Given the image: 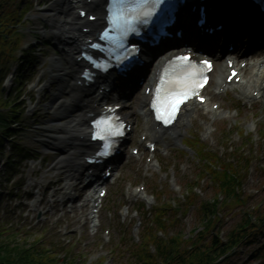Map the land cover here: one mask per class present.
<instances>
[{
	"label": "rangeland",
	"instance_id": "374dc122",
	"mask_svg": "<svg viewBox=\"0 0 264 264\" xmlns=\"http://www.w3.org/2000/svg\"><path fill=\"white\" fill-rule=\"evenodd\" d=\"M58 1H9L13 4L12 10H20L19 14H23L21 23L14 26L19 27V32L23 36L19 32L15 36V42H18L14 48L15 58L4 59L6 60L4 73L10 76L3 83L1 91L4 98L10 96V101L16 102L21 112L18 122L23 131L20 130L16 140L27 148L35 149L42 159L37 162H26L22 169L23 175H19L18 172H14L15 174L7 172L6 162L13 156V152L10 141L6 142L5 150L0 154V230L5 235L7 233L17 235V238L23 240L19 243L21 245H25L26 241L35 243L41 240L42 244L38 248L42 252L51 248L56 260L78 259V264H102V259L105 258V264H128L135 260L130 253L119 252L120 244L129 239L137 243L133 237L138 225V232H143L142 215L149 213L159 204L157 198L159 193L155 191L156 189L163 191L165 195L163 203L167 204L162 209L169 211L166 215L168 217L166 225L155 229L154 233L158 234L162 229L164 235L162 233L159 235L167 242L180 235L173 244L167 245V249L170 251L174 248L182 254L187 250L192 251L195 241L202 236L210 240L217 235L222 243H226L227 233L240 224L244 211L261 205L264 212L263 99L248 102L235 90L219 95L215 86L210 88L208 93L213 96V100H219L223 104L226 116L214 117L209 104L192 115L190 124L186 125L178 140L181 143L187 140L189 135L195 134L209 149L218 152L221 161H214L209 165L229 168V164H232L238 168L240 161L250 162L247 169L241 172L243 198L247 199L245 205H239L235 201L225 204V196L216 189L215 176L212 177L211 173H204L202 176L198 174L201 156L194 153L191 156L180 151L176 147L177 141L170 135L166 137L165 143L169 144L170 149L158 154V160L162 165L159 169H154L144 160L141 161L129 154V159L125 160L119 170L121 177L115 185L110 186L100 232H93L92 226L83 220L90 214V209L79 208L78 200L65 205V200L70 198L65 195L69 174L65 172L67 169L59 171L54 168L62 156L54 150L56 147L53 143L57 142L52 137L62 135L52 131L55 130L53 127L56 124L51 123L56 110L51 109L54 106L55 95H59V90L65 85L55 84L51 87L50 84L54 83L51 77L59 75L58 72L51 71L55 70L52 66L53 57L59 54L61 47L54 46L57 41L46 20L50 16L46 12L47 9ZM25 48L34 55H31V62L24 69L25 79L17 83L15 77L20 75L18 68L22 64V49ZM62 60L65 67L70 68L68 54L63 55ZM41 85L44 87L49 85V88L44 92L40 89ZM138 104L139 100L130 106L138 108ZM236 126L240 129H236ZM147 127L143 116L139 115L135 133L130 138L132 146H140L139 136L141 132H148ZM241 129L249 136H240L238 130ZM244 152L245 155H242ZM19 170L18 168L17 171ZM172 177H175L177 184L180 185L176 189L172 187ZM141 182H146V194L153 198L149 207L146 202L138 199L128 201L129 194H132L134 188ZM188 182L193 183L194 187L197 186L196 190L189 191ZM128 185L131 188L127 190ZM80 200H83V197ZM216 200L222 204L215 219L216 225L208 232H204L206 225L200 223V216L203 214L201 209L204 204H212ZM169 202L177 203L175 208L171 207ZM124 205L129 208L125 211L126 217L120 214ZM136 210L138 213L135 214L136 218H133ZM106 229L111 230V240L104 233ZM140 242L148 244L153 255L158 257V249L155 251L154 240L149 234ZM263 246L264 235H260L257 244L237 249V253L219 264H264V250L260 253V258L253 257V254ZM174 253L175 251L172 254ZM35 259H38V256Z\"/></svg>",
	"mask_w": 264,
	"mask_h": 264
},
{
	"label": "trees",
	"instance_id": "16d2710c",
	"mask_svg": "<svg viewBox=\"0 0 264 264\" xmlns=\"http://www.w3.org/2000/svg\"><path fill=\"white\" fill-rule=\"evenodd\" d=\"M9 1L0 0V154L4 152L6 142L13 140L15 137L16 124L14 121L19 114L15 103L10 101V96L4 98L1 91L7 77V74L4 73V65L6 64L4 59L15 58L14 48L18 45V42H15V36L19 32V27L14 26L21 21L22 17L19 14L20 10H12L13 4ZM28 59L29 55L25 53L22 61L25 63ZM22 69L23 65L20 66V70ZM21 80L22 76H19L18 81ZM11 149L13 156L7 161V171L9 172L16 168L18 161L22 162V159L29 157L31 154V151L24 149L18 140L11 142ZM216 159L218 160V158ZM209 170L215 176L216 189L225 196V204L232 201L237 202L239 205L246 204L247 199L243 198L242 191V167L237 168L230 164L229 168L221 169L222 172ZM220 207H222V204L219 200L212 204L203 205L200 223H203V226L206 225L204 226V232H208L212 226L216 225L215 219ZM167 211L169 210L158 211L157 223L160 227L166 225L163 217ZM263 231L264 212L261 210V205H259L249 211H244L240 224L227 233L226 243H222L217 235L210 240L202 236L195 241L192 251L187 250L182 254L174 248L170 251L167 249V245L173 244L176 239L180 238V235H177L171 238L169 242L161 241L158 246V257L147 249L134 262L132 261L129 264H219L237 253V249L257 244L259 236L264 235ZM17 237V235H9V233L5 235L0 230V264H78L77 259L72 261L68 259L56 260L50 249L42 252L38 248L42 244L41 240L33 244L26 241L25 245H21L19 243L23 240ZM263 250L264 247L256 251L255 257L260 256ZM174 251L175 253L172 254ZM37 256L38 259H35Z\"/></svg>",
	"mask_w": 264,
	"mask_h": 264
},
{
	"label": "snow or ice",
	"instance_id": "6c2138e0",
	"mask_svg": "<svg viewBox=\"0 0 264 264\" xmlns=\"http://www.w3.org/2000/svg\"><path fill=\"white\" fill-rule=\"evenodd\" d=\"M171 7V0H109L108 20L112 27L110 31L106 30L103 33L101 39H112L122 43L123 37L135 31L136 22L147 23L153 15H159L166 23ZM110 32L115 35H110ZM93 46L99 47V45ZM175 60L181 63L177 65L172 76L166 78L165 74L160 77V84L156 87V96L152 101V106L158 112L157 119H162L165 123L174 118L180 105L189 98L190 93L196 94V87L202 76V73L189 71L194 66L188 56H177ZM118 119V117L115 118V120ZM96 123L97 137L100 139L121 134L119 125L113 120L105 118ZM105 147L109 148L110 145ZM106 154V152L102 153V155Z\"/></svg>",
	"mask_w": 264,
	"mask_h": 264
},
{
	"label": "bare ground",
	"instance_id": "6f19581e",
	"mask_svg": "<svg viewBox=\"0 0 264 264\" xmlns=\"http://www.w3.org/2000/svg\"><path fill=\"white\" fill-rule=\"evenodd\" d=\"M69 5V8H65V6ZM95 11L99 12L101 8L96 7L94 9ZM47 14H50L48 18H46L47 23L50 25L52 33L55 36V39L57 40L58 44L64 45V46H70L75 48H72V53L73 50H76L77 47H79L82 43V37L83 34L79 30V25H75L74 21L78 20L75 15L73 14V10L71 9L70 1L68 0H60V2H57V4L51 6L49 9H47ZM249 43L252 45H255L256 42L250 39L249 36H247ZM227 56V53H221V55L218 57L219 63H218V68L217 70V78L215 81L218 82V85L221 80H223L224 75L227 72V69L225 68V65L221 64V60ZM57 63V64H56ZM56 66H53L57 69L58 72L61 74L58 76H54L53 78L58 80L59 82H66V77L69 76L68 74V69L65 68V66L62 64L61 60L60 62H56ZM72 66L71 69L74 70V73H76L80 66L78 64H75L71 62ZM255 69V68H254ZM215 70V71H216ZM263 72L264 70L258 69L256 72L251 76L252 79L259 80L258 86H261L262 92L264 94V80H263ZM245 82H247V77H243ZM249 85V84H248ZM243 92L247 93L246 89H243ZM86 93H92L91 90L87 91ZM86 93H82L78 89H76L73 93L72 96V107L73 108H80L83 107L82 104L85 100V95ZM148 97L143 96V98L140 100L141 102V109L140 112L143 113L146 117H149L148 120V128H150V134L157 133L155 128H153V122L151 118V114L147 109L148 106ZM190 107L188 106L186 108V114L183 119V123L188 122V119L190 118ZM129 115L131 116H137L138 111L133 108L129 107ZM55 112V118L51 123L56 124L55 127H53L55 130L52 131H57V134H64L62 136H59L55 140L58 142L56 144H53L57 149L59 153L63 155V159L60 160L56 165L55 169H58L60 171L64 169H68V167H76L78 169L77 172L81 171L84 169V165L81 164V162H78L80 159V156L82 155V150L85 148V146H82L78 143H76L79 139L78 136L80 135H86L87 136V130L88 128H82L85 125H74V122H68L66 124H60V122H63L64 120L67 119L68 113H70L69 110H66L63 108V106H59L56 108ZM172 135L175 138H178L181 136V130H175L172 132ZM71 170V169H70ZM73 187V185L68 184V189L70 190Z\"/></svg>",
	"mask_w": 264,
	"mask_h": 264
}]
</instances>
